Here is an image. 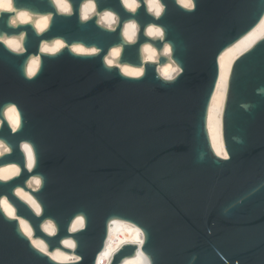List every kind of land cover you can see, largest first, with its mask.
Here are the masks:
<instances>
[{"label":"water","instance_id":"obj_1","mask_svg":"<svg viewBox=\"0 0 264 264\" xmlns=\"http://www.w3.org/2000/svg\"><path fill=\"white\" fill-rule=\"evenodd\" d=\"M11 1L12 10H0V37L22 34L23 50L0 39V141L10 149L0 166L14 163L20 171L0 178V264H98L115 219L138 226L143 241L122 244L108 264L139 250L148 264H264V37L231 66L222 115L226 156L216 152L208 129L219 57L262 20L264 0H192L190 7L159 0L158 15L146 0L135 10L123 0H94L96 13L86 19V0H68L70 12L54 0ZM20 10L50 14L48 27L14 24ZM105 10L117 15L115 27L99 22ZM130 20L138 25L134 41L123 34ZM151 24L162 36L148 35ZM57 38L65 42L61 49L42 50L44 40ZM147 42L157 61L144 59ZM75 43L98 51L76 52ZM114 46H121L120 63L143 66V74L108 64ZM33 56L39 65L30 74ZM169 60L180 69L172 78L158 70ZM10 106L19 115L16 128L5 114ZM33 176L39 186L29 185ZM18 187L33 195L39 213ZM4 196L17 217L4 211ZM79 216L83 225L73 230ZM19 217L49 251L77 258L59 261L37 247ZM46 220L55 233L43 228Z\"/></svg>","mask_w":264,"mask_h":264},{"label":"bare ground","instance_id":"obj_2","mask_svg":"<svg viewBox=\"0 0 264 264\" xmlns=\"http://www.w3.org/2000/svg\"><path fill=\"white\" fill-rule=\"evenodd\" d=\"M150 11L155 14H160L162 11V4L159 0H146ZM183 5L188 7L192 6V0H179ZM58 9L62 12H70L71 5L68 0H54ZM126 7L130 10H135L139 2L138 0H123ZM7 9L12 10L13 4L11 0H0V10ZM96 13V5L94 0H86L83 2L81 8V15L84 19L90 17ZM51 15L50 14H33L27 10L18 11L13 17L12 22L17 24L19 22H33L38 31H43L49 25ZM118 17L117 15L110 11L105 10L102 13H99V22L107 27L113 28L117 24ZM138 32V25L136 21L130 20L127 21L123 28V34L126 39L129 41H134ZM148 35L152 37L162 36L161 27L151 24L147 28ZM264 37V17L262 20L255 26L250 32H248L241 39L236 41L234 44L226 48L219 57L220 64V76L219 81L213 95L209 114H208V129L211 137V141L214 149L217 153L222 156H226V151L223 143L222 135V115L223 108L226 98L228 79L230 75V70L233 61L238 55L251 47L258 39ZM23 35H11L0 37L9 47L12 49L21 51L23 50L22 45ZM65 45V42L61 38H57L53 41L44 40L42 43V50L45 52H56ZM71 48L79 53H95L98 49L95 46L88 47L82 43H75L71 45ZM143 57L145 60L157 61L159 58V52L155 46L150 42L143 44L142 47ZM121 53V46H114L109 54L106 56V61L110 65H118L120 69L128 75L140 76L144 72L143 66H136L128 63H120L118 58ZM163 53L170 55L171 48L169 44H166L163 50ZM39 65V57L33 56L28 63V71L30 74H33ZM158 70L162 76L167 78L174 77L179 72V66L172 60L164 64L158 65ZM6 117L9 120L10 124L16 128L19 123V115L15 106H10L6 109ZM1 125V120H0ZM23 147L27 151L29 157V165L33 164V155L31 148L28 144H24ZM9 147L2 141H0V155L4 152L9 151ZM20 171V167L17 164L11 163L0 166V178L1 179H10L11 177L17 175ZM29 185L36 187L39 186L41 180L37 176H33L29 180ZM16 193L19 197L29 203L37 213L40 212V205L37 203L33 195L29 191L18 187ZM1 205L4 211L11 217H17L15 207L9 202L6 196L2 197ZM23 231L31 238L33 243L41 248L42 250L48 252L52 257L59 261H70L75 260L77 256L73 253L67 252L64 249L56 248L53 251H49L46 242L40 238L33 236L34 232L29 224V222L19 217ZM83 225V219L81 216L77 217L72 223V229L76 230ZM43 228L49 233H55L56 227L51 220H46L43 224ZM143 241L142 231L135 224L121 220L115 219L110 226V233L106 243V248L100 254L98 259V264H108L112 258L113 253L124 243L133 242L141 245ZM67 246H74V241L72 239H66L64 241ZM121 264H148L147 258L139 250L137 255L132 257H127Z\"/></svg>","mask_w":264,"mask_h":264}]
</instances>
